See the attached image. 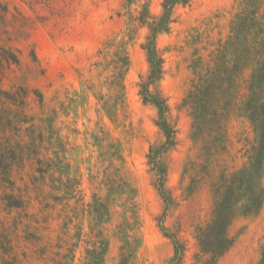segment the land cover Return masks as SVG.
Masks as SVG:
<instances>
[{
	"label": "rangeland",
	"instance_id": "obj_1",
	"mask_svg": "<svg viewBox=\"0 0 264 264\" xmlns=\"http://www.w3.org/2000/svg\"><path fill=\"white\" fill-rule=\"evenodd\" d=\"M162 1L0 0V46L19 58L4 70L0 86L27 89L25 112L42 133L40 154L26 155L11 168L12 193L26 207H8L2 196L11 188L0 190V264H93L92 252L102 253L98 264H167L172 257L158 220L164 204L147 159L150 146L165 138L155 124L157 110L139 95L148 73L141 47L147 30L133 21L144 7L158 16ZM247 1L191 0L174 10L169 31L157 38L163 73L150 90L166 100L177 131L166 157L174 204L162 226L180 224L186 239L208 219L210 182L241 168L254 139L240 109L249 94L251 64L238 67L222 141L215 133L196 140L183 106L192 85L216 65L214 55L227 47V67L234 70L235 60L261 39L254 27L251 35L232 30L242 16L255 17L264 28V0ZM23 139L30 142L27 132ZM229 236L234 243L217 264H258L264 200L257 211L238 213Z\"/></svg>",
	"mask_w": 264,
	"mask_h": 264
},
{
	"label": "trees",
	"instance_id": "obj_2",
	"mask_svg": "<svg viewBox=\"0 0 264 264\" xmlns=\"http://www.w3.org/2000/svg\"><path fill=\"white\" fill-rule=\"evenodd\" d=\"M190 1L163 0L161 13L158 16H153L148 8L144 7L133 19L138 27L147 30L141 47L146 56L148 73L139 84V95L144 103L152 105L157 110L155 124L165 138L162 144L150 146L147 159L152 185L164 204V214L158 219L160 228L173 249L172 257L167 264H217L234 243L229 236V228L238 213L247 215L257 211L264 200L262 188L264 180V28L261 23L256 22L255 17L236 18L232 26L236 35L242 32L251 35L252 29L255 28L258 30L257 33L261 34V39L256 42L253 50L247 47L244 54L235 60L234 70H229L227 67L228 48L224 47L225 54L214 55L212 60L216 65L205 70V74L192 85L183 100V106L188 108L192 119L193 137L196 140L204 136L210 138L215 133V138L222 141L224 134L221 131L225 111H228L231 105L234 88L238 90V86L234 83L240 75L238 67L241 62L244 65L253 66L248 85L249 94L240 108L250 122L254 134V139L246 150L247 162L234 172H221L210 182L209 190L213 203L208 219L204 223L193 226L190 238L186 239L181 236L180 224L170 229L162 226L166 213L174 204L171 191L166 187V157L176 145L177 131L168 121L169 107L166 100L157 90L151 91L150 87H155L163 73V59L156 46L157 38L169 31L170 25L175 20L172 17L174 10L179 6H187ZM249 3L251 0L247 1V4ZM254 14L255 12L251 13L252 16ZM133 33L134 28H129L128 35L131 36ZM119 63L123 61L118 60ZM18 64L19 58L12 49L0 46V82L4 70ZM34 94L42 105V95L38 91H34ZM27 98L28 91L24 87L4 90L0 86V190L10 186L11 193H3L2 199L6 200L8 207L17 209L25 208L26 203L21 197L12 193L14 182L10 178L11 168L13 164L23 163L26 155L28 158L32 155L38 156L39 144L42 142L40 125H36L34 118L29 117L25 112ZM26 125L29 126L25 127ZM23 132L28 133L30 142L24 141ZM212 148L211 142L208 145V151H212ZM37 160L41 162L38 158ZM0 225L3 226L1 222ZM101 254L92 252V257H95L93 264L100 262L96 261V258H100ZM258 264H264V255Z\"/></svg>",
	"mask_w": 264,
	"mask_h": 264
}]
</instances>
